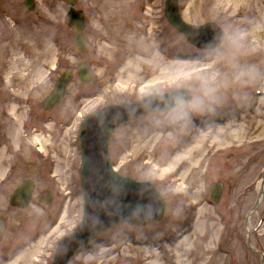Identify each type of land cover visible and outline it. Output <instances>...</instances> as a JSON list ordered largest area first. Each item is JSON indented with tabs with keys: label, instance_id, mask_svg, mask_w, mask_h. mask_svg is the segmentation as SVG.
Listing matches in <instances>:
<instances>
[{
	"label": "rangeland",
	"instance_id": "374dc122",
	"mask_svg": "<svg viewBox=\"0 0 264 264\" xmlns=\"http://www.w3.org/2000/svg\"><path fill=\"white\" fill-rule=\"evenodd\" d=\"M165 2L76 0L74 7L88 16L83 32L88 49L81 53L77 28L68 24V0H36L33 11L25 0H0V73L7 78L0 83V214H6L8 224L12 214L19 217L0 241V256L32 239L19 255L27 252L28 264H50L59 238L80 222L79 134L87 113L181 88L195 93L208 73L227 70L168 21ZM179 3L189 23L214 21L224 30H243L242 61L264 66V0ZM84 59L92 70L87 82L77 73ZM68 69L74 78L64 100L44 109L42 100ZM255 87L263 94H253ZM250 92L255 110H239ZM175 111L141 115L111 134L115 169L152 182L166 210L163 220L117 224L105 231V241L121 244L130 236L142 243L102 249L99 264H261L262 256L247 239L250 234L252 245L264 250V222L253 228L264 215V194L253 209L264 174V77L221 90L204 112L178 118ZM227 111L235 113L220 121ZM37 136H45V142ZM196 141L201 148L184 152ZM24 178L36 185L30 204L22 208L12 205L10 196ZM214 184L222 185L218 202L211 198ZM183 224L190 226L188 232L172 241ZM100 251H87L69 264H92Z\"/></svg>",
	"mask_w": 264,
	"mask_h": 264
},
{
	"label": "water",
	"instance_id": "95a60500",
	"mask_svg": "<svg viewBox=\"0 0 264 264\" xmlns=\"http://www.w3.org/2000/svg\"><path fill=\"white\" fill-rule=\"evenodd\" d=\"M75 2L76 0H68L70 4L68 24L76 26L75 43L80 52L85 53L88 49L83 34L85 16L83 10L74 8ZM25 3L30 10L35 9L34 0H25ZM178 6L179 0H167L166 15L179 30L187 35L191 42L200 47H208L209 40L215 38L216 42L219 41L224 29L218 23L214 21H208L202 25L189 23L181 17ZM79 75L86 81L92 76L85 59L79 65ZM72 77V70L64 71L52 91L43 99L42 105L45 109H51L63 100L67 84ZM179 93L191 94L189 89L182 88L166 94L146 96L133 103L123 101L91 112L82 121L80 170L84 194V215L76 230L64 235L60 240L52 264H67L76 248L115 224H146L163 218L166 203L161 192L152 182L135 180L113 169L109 153V139L117 125L137 118L141 114L173 107ZM34 186V180H23L11 196V204L22 208L27 207ZM211 192L213 198L219 201L222 195V185H213ZM51 198L52 195L46 203H50ZM13 217L19 218L16 214ZM6 227L4 215L0 214V241L6 232ZM11 230H14V224ZM250 247L257 251L252 246Z\"/></svg>",
	"mask_w": 264,
	"mask_h": 264
},
{
	"label": "clouds",
	"instance_id": "9594fccd",
	"mask_svg": "<svg viewBox=\"0 0 264 264\" xmlns=\"http://www.w3.org/2000/svg\"><path fill=\"white\" fill-rule=\"evenodd\" d=\"M209 57L214 62H223L225 71L214 70L204 76L195 93L177 94L173 105L178 118H187L191 112H204L218 98L221 90L242 86L264 77V66L253 62H243L246 54L245 32L241 29H225L219 41L215 38L207 42Z\"/></svg>",
	"mask_w": 264,
	"mask_h": 264
},
{
	"label": "bare ground",
	"instance_id": "6f19581e",
	"mask_svg": "<svg viewBox=\"0 0 264 264\" xmlns=\"http://www.w3.org/2000/svg\"><path fill=\"white\" fill-rule=\"evenodd\" d=\"M46 137L45 136H37L36 137V141H40L41 143H42V141H44L45 142V139ZM198 142L200 141V139H198L197 140ZM197 141L196 142H193L192 144H190L185 150H184V152L186 151V152H189V151H192L193 150V152H195V151H197L199 148H201V147H199V146H197ZM205 156V154L203 153V155H202V158H205L204 157ZM201 158V159H202ZM2 161H3V159H2ZM200 162V161H199ZM196 165H197V163H196ZM188 171H190V172H192L193 170H194V167H193V165L192 166H190V167H188ZM187 236H188V234H186V236H184V237H182V239L179 241L180 243L182 242V241H184L186 238H187ZM199 240H200V238H199ZM28 253L26 252L25 254H20V255H18L17 257H15L11 262H9L8 264H20L21 263V261H24L25 263L24 264H28V261H27V257H28V255H27ZM22 258V259H21Z\"/></svg>",
	"mask_w": 264,
	"mask_h": 264
},
{
	"label": "flooded vegetation",
	"instance_id": "af4514ba",
	"mask_svg": "<svg viewBox=\"0 0 264 264\" xmlns=\"http://www.w3.org/2000/svg\"><path fill=\"white\" fill-rule=\"evenodd\" d=\"M6 74L4 72L0 73V83L2 84H6V80L7 78H5ZM4 214V213H3ZM12 217V215H11ZM4 220L5 222L7 223V229L11 227L13 221H14V218L12 217V220L10 221V223L8 224L7 220H6V214H4ZM15 223V222H14ZM9 226V227H8Z\"/></svg>",
	"mask_w": 264,
	"mask_h": 264
}]
</instances>
